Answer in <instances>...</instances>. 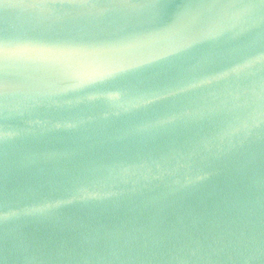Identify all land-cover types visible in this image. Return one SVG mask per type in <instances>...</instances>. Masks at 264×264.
<instances>
[{"label":"water","instance_id":"obj_1","mask_svg":"<svg viewBox=\"0 0 264 264\" xmlns=\"http://www.w3.org/2000/svg\"><path fill=\"white\" fill-rule=\"evenodd\" d=\"M0 264H264V0H0Z\"/></svg>","mask_w":264,"mask_h":264}]
</instances>
